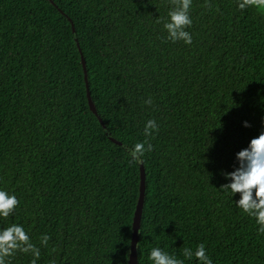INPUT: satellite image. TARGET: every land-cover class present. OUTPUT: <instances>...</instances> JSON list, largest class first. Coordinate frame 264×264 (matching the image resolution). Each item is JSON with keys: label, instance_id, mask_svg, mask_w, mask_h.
<instances>
[{"label": "trees", "instance_id": "trees-1", "mask_svg": "<svg viewBox=\"0 0 264 264\" xmlns=\"http://www.w3.org/2000/svg\"><path fill=\"white\" fill-rule=\"evenodd\" d=\"M172 7L0 0V190L20 201L0 230L22 225L37 264H128L140 186L128 149L145 141L137 264H153L155 247L200 264L182 252L201 243L213 264H264V235L236 207L240 193L221 190L236 154L264 132V13L192 0L188 45L166 39ZM87 90L127 149L106 137ZM150 119L159 131L146 137Z\"/></svg>", "mask_w": 264, "mask_h": 264}, {"label": "clouds", "instance_id": "clouds-1", "mask_svg": "<svg viewBox=\"0 0 264 264\" xmlns=\"http://www.w3.org/2000/svg\"><path fill=\"white\" fill-rule=\"evenodd\" d=\"M169 3L173 7L168 12V21L164 23V29L167 31L166 39L172 42L183 41L190 45L192 35L186 29L192 25L189 14L192 0H169ZM207 6L211 7L212 5L208 4ZM250 7L264 10V0H238L240 10ZM157 22L161 21L157 20ZM144 103L151 105V97ZM244 126L248 127L249 125L244 122ZM158 131L159 127L155 120L150 119L146 122L144 127L146 137H150ZM151 150L152 145L146 141L136 143L128 149L131 157L130 163L142 164L145 153ZM236 159L239 162V167L233 172L224 174L226 179H231V183L222 185L221 190L230 191L231 196L240 193L241 198L236 202V207L249 217L254 218L258 225V234L264 235V132L253 138L247 148L239 151L236 154ZM19 204L20 201L14 194L0 190V217L8 218ZM49 240L50 236L44 234L40 237V244L47 247ZM17 252L30 253L33 257L30 264H37L40 258V248L32 243L23 226L12 224L0 230V264H10L8 258ZM182 255L189 260L195 257L200 264H213L203 243L197 246L195 252L191 248L185 247ZM149 259L153 261V264H184V260L170 255L159 247L151 249ZM49 264H56V261H49Z\"/></svg>", "mask_w": 264, "mask_h": 264}, {"label": "water", "instance_id": "water-1", "mask_svg": "<svg viewBox=\"0 0 264 264\" xmlns=\"http://www.w3.org/2000/svg\"><path fill=\"white\" fill-rule=\"evenodd\" d=\"M74 33V30H73ZM75 42H77V39L75 37ZM81 62L84 70V74L86 77V68H85V61L81 57ZM88 89V86H86ZM87 100H88V106L91 112L98 118L104 133L106 137L114 144L121 146L124 149H127V147L122 144L121 142L117 141L112 137V135L108 132L106 129L102 119L98 115L96 108L91 100L90 94L87 90ZM139 169H140V186H139V196H138V201L136 205V209L134 212L133 216V222H132V236H131V243H130V248H129V261L128 264H137V243H138V238H139V230H140V223H141V215H142V208H143V201H144V193H145V171L143 164H139Z\"/></svg>", "mask_w": 264, "mask_h": 264}, {"label": "rangeland", "instance_id": "rangeland-1", "mask_svg": "<svg viewBox=\"0 0 264 264\" xmlns=\"http://www.w3.org/2000/svg\"><path fill=\"white\" fill-rule=\"evenodd\" d=\"M260 12L264 13V10H259Z\"/></svg>", "mask_w": 264, "mask_h": 264}]
</instances>
